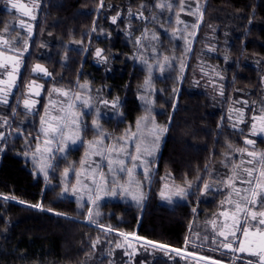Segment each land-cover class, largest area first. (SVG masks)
Instances as JSON below:
<instances>
[{"label":"trees","instance_id":"1","mask_svg":"<svg viewBox=\"0 0 264 264\" xmlns=\"http://www.w3.org/2000/svg\"><path fill=\"white\" fill-rule=\"evenodd\" d=\"M158 2L42 0L40 12L51 13L47 17L50 27L65 28L66 37L73 30L81 38L89 27L103 24L112 35L105 46L115 55L113 67L117 71L105 75L99 70L97 86L102 92L110 90L113 96L120 97L125 121L134 126L149 111L138 98L140 86L149 77L157 87V94L152 95L156 98L155 115L166 131L161 132L144 202L140 206L106 202L100 218L91 221L87 216L90 206L80 209L77 203L85 193L63 192V178L47 181L36 176L27 160L9 147L0 150V264H119L116 253L125 235L132 233L218 257L214 247L198 246L190 239L198 233L213 241L211 220L226 191H206L203 185L214 177L217 168L228 170L241 160L239 149L249 147L246 140L252 137L251 120L261 110L257 106L264 90V0H173L168 3L174 10L173 20L163 16L165 8L159 7ZM119 12L129 13V45L123 44L125 18H119ZM176 15L179 24L190 30L193 19H199L184 69L179 68L185 47L174 40L172 33L178 26ZM1 20L0 17V23ZM157 24H166V28H158ZM210 30H214L217 43L210 61L220 66L221 94L219 90L211 93L199 88L194 77L195 64L206 56L204 44ZM147 44L156 53L151 55L155 63L158 50L162 59L170 62L164 61L162 67L173 69L172 73L169 71L171 77L167 78L165 69L160 77L158 67L147 76L140 66L148 56ZM220 53H224V58ZM177 72L179 78L175 80ZM164 86H171L172 90ZM236 106L244 110V115L234 112ZM112 133L113 137L118 134L116 129ZM257 142L259 151L264 152L263 139L257 138ZM83 152L84 147L77 152L78 161ZM163 178L183 185L193 181L198 184L186 200L167 205L160 199ZM161 251L164 254L146 264H183L182 255Z\"/></svg>","mask_w":264,"mask_h":264},{"label":"flooded vegetation","instance_id":"2","mask_svg":"<svg viewBox=\"0 0 264 264\" xmlns=\"http://www.w3.org/2000/svg\"><path fill=\"white\" fill-rule=\"evenodd\" d=\"M17 2H24L28 7H31L32 16L35 19L23 15L18 8L13 9L8 0L0 1V11L3 12H0L2 19L0 23V40L8 41L7 44L0 43V53L4 54L0 57V62L6 65V67L0 68V81H3V83H0V89L3 90V93H0V97H2L0 98V133H3V136L0 137V150L9 147L11 151L25 158L29 163L30 170L38 177L47 181L57 179L58 176L63 178L62 191L65 192L66 187L69 189L66 193L69 194L76 193L71 190L74 187L82 191L85 193V197H83V204L85 205L88 203L85 201L87 195L96 192L89 193L87 189L82 188L81 184L77 183L75 174L72 171L65 177L63 175L64 169H75V172H81L84 169L91 171L98 165L97 159L100 155L95 154L98 149H109L113 145H120L129 138L130 134V125L126 123L121 110L122 100L120 97L113 96L110 90L102 92L96 84L99 70H102L105 75H111L117 71V68L113 67L115 55L105 46L108 40L112 39V35L102 24V26L89 27L81 38L73 30H70L66 37L65 28L53 29L50 27L51 22L47 20V17L51 16V13L40 12L42 0H17ZM105 16L107 17V15ZM118 17L125 18L124 27L121 31L122 40L123 44L129 45V13L119 12ZM21 20L25 22L24 26H21ZM111 20H113V17H111ZM44 23L45 26H43ZM29 25L31 31H28L27 26ZM137 44H139V41ZM97 52L100 54L97 55ZM8 56L14 59L9 61L6 59ZM13 65H15L14 69ZM37 65L47 71H36ZM8 73H11L12 79L9 78ZM9 84L12 86L9 87ZM85 85L86 87H84ZM54 89H59V91H54ZM65 92L68 94L64 95ZM4 99L7 100L6 103L3 102ZM85 100L88 101V107L83 104ZM25 101H28L31 106L25 107ZM105 101H108V103L105 104ZM113 101H118V103L114 106ZM69 105H72L70 110ZM262 106L261 110L254 114L255 117L264 115V111H262L264 105ZM61 109H64V112ZM68 111L76 113L82 121L80 139L77 140L76 144L69 142L64 152L56 151L57 145L55 143L50 146L52 153L44 152L46 145L44 143L45 137L41 132V118L45 121H51L52 117L63 116ZM94 120L98 121L99 129L93 125ZM51 122L55 123V121ZM262 126H264V121L259 120L256 125L258 134H251L252 137L248 138L256 142L254 149L257 152H260L257 138H262L264 141V134H259ZM113 129L118 132L115 137H113ZM101 130L102 134H98L101 133ZM251 131H253L252 128ZM89 133L90 136L88 137ZM96 141H103L102 148L100 144L95 143ZM90 143H92V147L89 146ZM248 146L253 148L252 145ZM37 147L41 150L39 153L36 152ZM82 147H84V152L80 161H78L76 155ZM107 153L109 151L101 156L105 157V162L109 160V154ZM34 155L37 157L43 156L44 159L39 162L35 161L33 159ZM49 155L52 156V159H47ZM93 158L96 159L93 161ZM82 161L85 162L83 168L81 166ZM45 163L53 165L52 168L46 169L47 176L41 170ZM89 165H92L90 169L86 167ZM125 167H127L126 163ZM132 170L135 171L136 169L133 168ZM96 171L103 173L105 180L109 181V183L103 185L105 191L110 189L112 179H110L111 176L107 177V175H113L112 171L109 170L107 165H99ZM151 173L149 172L146 182L142 185L141 194L135 195L139 199L128 197V201H126L128 205L140 206L144 202L151 181ZM122 175L128 178L127 173ZM97 176L99 177V175ZM237 183L239 185H230V190L234 195L235 190L248 187L247 184H241L238 181ZM84 184L95 187L90 179H86ZM236 199L235 195L229 200L236 201ZM109 201L122 200L112 197ZM230 206L232 207L231 204L227 203L224 208H221L220 204L217 212L220 214L227 211V209L230 210ZM231 210L232 213L228 212L227 218L222 216L228 224V228L223 229L226 235L232 229L233 215L239 221L238 227L252 229V225L255 224L254 221L245 224L243 214L236 213L233 207ZM251 210L264 211V208L257 205L256 208ZM248 219L250 221V216ZM211 226L213 225L211 224ZM216 236L220 244L214 248V254L218 257L203 255L232 264H248V261L256 260L255 256L249 255L247 252L232 251L222 247L221 241L224 240V237ZM236 237V242L232 244L233 248H237L239 242L245 239L240 231H236ZM231 239V236H229V240ZM256 239L257 237L250 233L245 246L247 247L249 242ZM203 263L209 264L204 261Z\"/></svg>","mask_w":264,"mask_h":264},{"label":"snow or ice","instance_id":"3","mask_svg":"<svg viewBox=\"0 0 264 264\" xmlns=\"http://www.w3.org/2000/svg\"><path fill=\"white\" fill-rule=\"evenodd\" d=\"M8 3L11 4L13 9H19L23 15L25 16H31L32 19H35L34 16H32V9L28 7L27 4H23V3H18L17 0H8ZM161 8L166 7L165 4H160L158 5ZM167 7H170V5H167ZM115 20V18H113ZM21 26H24L25 22L23 20L20 21ZM28 27V31H31V26H27ZM193 27H195V25H193ZM5 31H7V29H5ZM0 43H4L7 44L8 41L7 40H0ZM100 53L97 52V55H99ZM4 54L0 53V57H2ZM7 60L12 61L14 58L11 56L6 57ZM6 67V65L3 62H0V68ZM15 68V65H13V69ZM36 71H44L46 72V69L41 68L40 65L36 66ZM9 78L12 79L11 73H8ZM0 83H3V81H0ZM150 83V81H146V84ZM12 85L9 84V87H11ZM86 87V85L84 86ZM54 91H59V89H54ZM0 93H3V90L0 89ZM68 93H64V95H67ZM6 96V94H4ZM2 98V97H0ZM77 99H79V97H77ZM3 102H7L6 99L3 100ZM105 104L108 103V101L104 102ZM113 105L115 106L116 103H118V101H113L112 102ZM84 106L88 107V101L85 100L83 102ZM31 105H29L28 101H25V107H30ZM69 110L72 108V105L68 106ZM62 112H64V109H61ZM262 111H264V109H262ZM144 120L147 119V117L142 118ZM253 121H255L256 119H260L261 121H264V115L260 116V117H253L252 118ZM51 121H55V123H52ZM51 121H45L43 118H41V123H42V128H41V132L43 133L45 139H44V143L46 145L44 152L47 153H52V148L50 147L53 143H55L57 145L56 147V151L58 152H64L65 148L67 147V144L69 142H71L72 144H76L77 140L80 139V132H81V124L82 121L80 120L79 116L76 113H72L71 111L65 112V114L63 116H59V117H52ZM139 124L140 122H138L137 124V129L139 131ZM46 125V126H43ZM93 125L96 126L97 129L100 128V125L98 123L97 120L93 121ZM252 134L253 135H257L258 133L256 132V125L255 123H253L252 125ZM166 131V129H161V132ZM98 134H102V130L101 133ZM259 134H264V126H262L260 128V132ZM133 137L134 141H139L142 140V137H138L136 136V134L132 133L131 134ZM3 136V133H0V137ZM159 137H156V140H158ZM96 144H100L101 148L103 146V141H96ZM255 141L248 139L246 140V144L248 145H252L253 149L255 148ZM90 147H92V143H90L89 145ZM134 150L137 153V155H132L131 152L127 151V141H125V147L119 148V149H103L100 150L98 149L95 154L96 155H100V156H104L106 151H117V152H123L124 153V157L123 158H117L115 161L109 159L108 160V164L107 167L109 168L110 171H112L113 173V177H115L116 172H122V173H127L129 177L132 176V169L131 168H127L125 167V158L128 160V162H134L138 159H140V153L143 149V152L151 155L152 151H154V149L150 150L147 146H143L141 143L139 142H135L133 144ZM41 150L39 147H37L36 152L39 153ZM239 151H241V153L245 152V149H239ZM247 155L250 158L248 160L249 164H254V167L251 168H247V167H242V166H234L233 168V177H230L229 179L233 181V183H235L236 181H238L241 184H247L248 187L243 188V189H238L235 190V195L237 197L236 201H232L229 200L227 201L229 204L232 205L234 211L236 213H242L243 214V220L245 222V224L250 223L251 221H254L255 224L252 225V229L250 230L248 227H238L239 221L237 219V217L235 215L232 216V229L229 230L228 235L225 234V231L223 229L228 228V224L227 223H221L218 229V235L220 237H224V240L221 241V245L224 248L227 249H231L232 251H239V252H247L249 255L255 256L256 260L255 261H248V264H264V211H259V210H251L256 208L257 205H259L261 208H264V152H257L256 150H252V151H247ZM33 159L35 161H40L43 160L44 157H37V156H33ZM47 159H52V156L49 155L47 157ZM84 161L81 162V166L83 168L84 165ZM113 164L117 165V168L113 167ZM135 166V165H134ZM53 165L51 164H44V167L41 169L42 171H44L45 176H47V168H52ZM96 168H99V165H96L95 168L91 169V171H88L87 169H84L81 172H75V169H69V168H65L64 169V173L63 175L65 177H67L69 175V172L72 171L75 174L76 180L78 184H81L82 188L87 189L89 193L91 192H96L97 193V199H99V192L101 191H105V189L103 188L104 184L109 183V181L105 180L103 173H99L96 171ZM242 174V175H241ZM99 175L100 177V185H97V181H96V176ZM82 177L84 179H90L92 185H96L94 188L93 187H89L88 184H84ZM131 182V181H130ZM112 184H117V181L115 178L112 179L111 181ZM119 187L124 190V191H128L124 185H119ZM204 189L207 191L211 185L209 184H204L203 185ZM69 189L66 187L65 188V192H67ZM73 191V193H75L77 191V189L74 187L71 189ZM106 194H111V195H116V191L115 188L106 191ZM160 195L162 197H164L165 199H168L169 202L171 201V197L168 196L166 197L164 192H161ZM173 195L176 196H187L188 193L186 192L185 189L180 188L178 189L176 192L173 193ZM83 197L80 198V201H78V203L80 204V207L83 208L84 204L81 202L83 201ZM133 199H139V197L133 195ZM88 200L91 201L93 204L96 203V201L93 199V197L91 195L88 196ZM223 203V202H222ZM33 207H42V205H33ZM49 211H51V209H49ZM57 215H62L57 213ZM96 215H99V212L96 213ZM221 216L227 218L228 217V212H222L220 213ZM87 216L88 219L91 221L92 220V216L93 213L91 211V209L87 210ZM249 216H250V221H249ZM213 227L215 228V222H212ZM100 226V225H98ZM234 229V230H233ZM109 231H111L112 229L109 227L108 229ZM236 231H240L241 235L245 238L244 240H241L239 242V245L237 248H233L232 244L234 242H236ZM250 233L254 236L257 237L256 240L249 242L247 247L245 246V243L247 241V238L249 237ZM123 235V234H122ZM229 236H231V240H229ZM149 243H153V242H149ZM117 247H119V245H117ZM161 248H165L167 246L165 245H160ZM178 251V250H176ZM203 259H209L207 257H202ZM213 264H222V262L220 261H214Z\"/></svg>","mask_w":264,"mask_h":264},{"label":"rangeland","instance_id":"4","mask_svg":"<svg viewBox=\"0 0 264 264\" xmlns=\"http://www.w3.org/2000/svg\"><path fill=\"white\" fill-rule=\"evenodd\" d=\"M157 1H159L158 2L159 4L163 3L166 5V7H164L165 12L162 13L163 16H166V17L171 16V14L174 10L172 7L171 8L167 7V5H169L168 3L172 2L173 0H157ZM189 3L192 4V1H190ZM190 8H191V6H190ZM142 15H143V13H142ZM180 15L182 17H184V14L180 13ZM173 18H174V16L172 15L170 17V19L173 20ZM190 18H192V17H190ZM181 20H187V18H184V19L181 18ZM179 21H180V18L178 15L177 19H176L178 26L174 28L175 30H172V33L174 36V40L182 43L185 47L186 54L184 55L182 61L180 62V68H179V69H182L183 67L185 68V66H186V57L187 56L190 57L189 54H190V52H192V49H193V45H194L195 38H196L195 30L197 27V25H196L197 21H195V18L193 19L192 25H195V27L192 26L191 30L187 29V28H183L182 24L181 23L179 24ZM157 27L158 28H166V24H163V25L157 24ZM214 37H215L214 30L213 31L210 30L208 33V36L206 37L205 44H204L206 56L203 57L199 62H197L195 64V69H196L195 71L196 72L194 74V77L197 80L196 85H198L199 88L207 90L211 93H215L217 90H219V92L221 94L223 75H222V72L220 70V66L217 63H215L214 61H210L212 59L211 56H213V54H216L215 52L217 50L216 49L217 43L214 42V39H213ZM150 40H151V37H150ZM158 44H159V39L157 38V49H158V47H160V46H158ZM146 52H148L152 56L156 55L155 52H152V49L150 48V46L148 44H147V51ZM157 55H158L157 67L159 68V73H158L159 76L162 77L165 74V71H164V69H165L166 73L168 75L167 78L171 77L169 74V71H171V73H172L173 69L170 70V69L166 68V66L164 68L162 67L163 66L162 64H164V61H166L165 64H168L170 62H167V60H165L164 57L162 59V57L159 55V50H158ZM220 57L224 58V53H220ZM167 78H163V79H167ZM178 78H179V72H177L176 75H174L175 80H178ZM263 84H264V79H263ZM144 85H146V84H144ZM167 87H169L168 89H171V86H164L162 88H167ZM141 97L143 99L144 98L147 99V97H148L147 92L142 91ZM239 101H242V99H240ZM262 105H264V90H263V94H262V97L260 98V101H259L257 108L263 107ZM234 112H236L237 115H244L243 114L244 110L242 108H240L239 106H236L234 108ZM259 120L260 119H256L255 121H253V119H252L251 120V128H252L253 123H255V125H257ZM245 150H246L245 152L241 153V157H240L241 160L235 166H242V167H247V168L254 167L255 166L254 164L248 163V160L250 158L247 155V151H252V150H256V149H253L251 147H247ZM95 159L96 158H93V161ZM233 168L234 167H230L228 170L224 169V167L217 168L214 177L210 181L207 182V184L211 185V187L209 189H215V190L224 189L226 191L227 196H226L225 200L222 201L223 203L221 202V208H224L226 206V204L228 203L227 201L231 197H233V196L235 197V195L232 194V191L230 190L231 189L230 185L231 186H232V184L233 185H239L237 183V181L235 183H233V181L229 179L230 177H233ZM109 176H111L110 179H113L112 174L107 175V177H109ZM196 184H198V181L189 182L188 184L183 185V184H179V183L175 182L171 178H163L160 193L164 192L166 197L170 196L171 201L169 202L168 199H165L161 195H160V199L163 203H165L167 205H172L178 201H184V200H186L187 196L193 191L194 186ZM97 185H100V184L97 183ZM110 185H113V184L111 183ZM180 188L185 189L186 192L188 193V195L187 196L173 195V193L176 192ZM102 192L103 191L99 192V195ZM95 194H97V193H95ZM78 205H79L80 209L86 208L88 206L87 204H85L84 207L81 208L79 203H78ZM89 209H91V211L93 213L92 220H96V219L100 218L101 211H99V215L97 216L96 213L98 211L95 208L90 207ZM231 209H232V207L230 206V210L227 209V212L232 213ZM213 221L215 222L216 227L214 228L212 226L213 229L211 231L215 235L212 239L213 240L212 242H210V238L208 236L200 237V236H198V233H194L190 240L194 244H197L198 246H206L207 245V246H211L214 248L217 247V245L220 244V241L218 239L215 241V237L217 238L216 235H218V229H219L220 224L226 223V220L224 218H222V216L218 212H216L215 215L213 216V219L211 220V224ZM132 234H137V233H132ZM140 243H142V242H140ZM142 244H144V243H142ZM145 245H147V246L137 245L133 239H129L128 236L125 235L124 241H122V243L120 244V247H119V251H117V253H116L117 259L120 260L119 264H146L148 260H152L155 256L160 255V254H164L161 251L164 249L159 248V249H161V250H159V249L154 248L155 246H152L149 244H145ZM182 249L187 250L186 248H182ZM189 251L203 255V253L197 252V250L196 251L195 250H189ZM167 256L171 257L172 259L174 258V256L171 254H167ZM182 263L183 264H204L203 261H201L199 259L191 258L188 256H183Z\"/></svg>","mask_w":264,"mask_h":264},{"label":"crops","instance_id":"5","mask_svg":"<svg viewBox=\"0 0 264 264\" xmlns=\"http://www.w3.org/2000/svg\"><path fill=\"white\" fill-rule=\"evenodd\" d=\"M148 56L144 58V61H141L140 66L142 69L147 73V76L153 74L155 70H157V61L155 63V60H152L151 55L146 52ZM146 81H150V83L146 84ZM146 84V85H144ZM148 88H147V87ZM146 87V88H145ZM147 92L148 97L142 98L141 92ZM157 94V87L152 83L151 79L147 77L145 81L142 83V85L139 88L138 92V98L142 106H148L149 111H147L145 114L141 115L134 126H130L129 129V138H127L125 141H127V151L131 152L132 155H137V153L134 150L133 144L135 142L141 143L143 146H147L150 150L154 149L152 151L151 155H148L143 152V149L140 153V159L134 161V162H128V160L125 158V163L127 165V168H135V171H132V176L128 178H125L126 176L122 175V172L117 171L115 177L117 184H113L110 186V189H107L106 191H109L113 188H115L116 195L106 194V191L100 193L99 199L96 198L97 194H88L87 199L85 200L86 204H88L90 207L95 208L98 212L101 210L102 204L106 201H109L112 197H117V199H121L123 202L127 203L126 201L128 197L133 198V195H140L141 189L143 188V183L146 182L147 177L149 176V172H152L153 169V162L157 156V153L160 149L161 144V126L159 121L156 118L155 111L156 108V98L155 96L152 97V95ZM147 117L146 120L142 119ZM139 124V131L137 129V124ZM132 133L136 134L138 137H142V140L134 141L132 137ZM159 137L158 140H156V137ZM125 141L122 142L120 145H113L109 149H119L122 147H125ZM109 158L113 161H115L117 158H123L124 153L123 152H117V151H109ZM98 165H107L108 162H105V157L99 156V159H97ZM135 165V166H134ZM90 166H86L90 169ZM114 168H117V165L113 164ZM100 178L96 176L97 183H101L99 180ZM83 183H85V180L82 177ZM131 181V182H130ZM119 185H124V187L128 191L122 190ZM96 186V185H95ZM104 187V186H103ZM91 195L93 199H95L96 203L93 204L91 201L88 200V196ZM77 201V200H76ZM80 201V200H78ZM83 202V201H82ZM78 203V202H77ZM128 204V203H127Z\"/></svg>","mask_w":264,"mask_h":264},{"label":"water","instance_id":"6","mask_svg":"<svg viewBox=\"0 0 264 264\" xmlns=\"http://www.w3.org/2000/svg\"><path fill=\"white\" fill-rule=\"evenodd\" d=\"M21 3L25 4L24 2H21ZM29 8H31V7H29ZM128 238L129 239H133L135 241L142 242L144 244H149V245H152V246H155V247H158V248H161L160 245H165L167 247L161 248V249H164V250H166L168 252H174V253L180 254L182 256H188V257H191V258L199 259V260L207 262L209 264H213L214 261H220V260H216V259H213L211 257L205 256V255H202V254H199V253H195V252H192V251H189V250L173 247V246L165 244V243L154 241V240L139 236L137 234H129ZM149 242H153V243H149ZM176 250H178V251H176ZM202 257H207L209 259H203ZM220 262H222V264H232V263H228V262H224V261H220Z\"/></svg>","mask_w":264,"mask_h":264}]
</instances>
